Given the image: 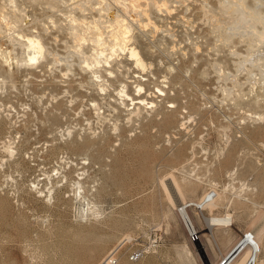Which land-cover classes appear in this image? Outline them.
I'll return each instance as SVG.
<instances>
[{
  "label": "rangeland",
  "instance_id": "1",
  "mask_svg": "<svg viewBox=\"0 0 264 264\" xmlns=\"http://www.w3.org/2000/svg\"><path fill=\"white\" fill-rule=\"evenodd\" d=\"M231 1L0 0V47L19 59L0 56V264H100L112 252L118 264H217L264 217V38L231 27ZM70 11L81 34L86 21L126 17L146 67L119 51L102 91L82 67L97 43L76 51ZM2 16L41 36L37 63ZM138 84L156 106L129 116L120 93L137 97ZM173 174L180 202L221 192L216 206L188 207L197 243L162 186ZM228 212L229 229L209 226Z\"/></svg>",
  "mask_w": 264,
  "mask_h": 264
},
{
  "label": "bare ground",
  "instance_id": "2",
  "mask_svg": "<svg viewBox=\"0 0 264 264\" xmlns=\"http://www.w3.org/2000/svg\"><path fill=\"white\" fill-rule=\"evenodd\" d=\"M129 1L130 0H128V2ZM105 2H106V0H105ZM167 2H169V1H167ZM231 2H232L231 7L234 8L233 12L236 13L235 20H234L233 25L231 27H234L235 29H238L239 31L241 30L243 32H248L246 34H249V37L247 35H245V36H247L246 38H252V36L250 37V33H252V35L256 37L255 39H257L260 42L261 39L264 38V11L261 10V7H259V2L260 3H264L263 0H262V2L260 0L257 4H255L253 6L249 5V3H247L246 0H235V1L232 0ZM130 4L127 3L128 6ZM105 5H106V3H105ZM262 5L264 6V4H262ZM133 6L134 7H132V8L135 9L136 6H142V4L139 5V4H136L134 2ZM142 8H143V6H142ZM104 9L105 8H102V11H104V13H105L104 17L106 18L107 17L106 13L108 14L109 11H107V9L105 11ZM228 9H230V8H228ZM142 11H143V9H142ZM142 11L139 12V14L141 13L140 15H142ZM15 12H17V11H15ZM146 12H148V11H146ZM214 12H215V10H214ZM66 14H68V12H66ZM139 14H138V16H139ZM67 16L71 17L70 20L73 23H75V24L77 23L78 20H80L79 18H77L72 13V11H70V13ZM102 16H100V18H102ZM3 18H6V17H3ZM7 18H8V16H7ZM7 18H6V21H7ZM13 19L8 20L7 21V25L9 27V29L12 30L13 33H15L17 37H19V39L20 38L24 39L23 43L26 46L27 51H28L27 52L28 56L25 55L26 58H24V60L25 61H29V63H32V64L37 63V61L42 56H44V53L46 52V45L42 41L41 36H38L39 35L38 33L37 34L36 33L35 34L34 33L27 34V33H24L25 31H23V32L20 31L21 29L19 27H21V25H19V19H21V17L19 19L18 18L16 19V16H15V17H13ZM20 21H22V20H20ZM127 21L128 20H126V17H123V15L115 14L113 16V19L109 18V17L106 19L105 22L108 23V24H106V26H104V28L106 29L105 30V29H103V26L101 24V23H103V22H101V19H99V18L95 19L94 18L93 20L84 22V25L86 23V29L84 28L85 32H84V30L83 31L81 30L82 32H84L82 34L77 32L78 31L77 30V25L78 24H76V25L72 24L73 25L72 26L73 33L75 34V38H76V41H77V44H76L77 50L75 49L76 51H79L81 53L84 52L83 51V45H84V43L86 44V42H87V39H88L87 36L90 37V39L93 41V43L94 42L97 43V47L95 49H93V51H91V52H93V54H91V55H89V56H87L85 58L84 62L82 63V67H83L84 70H90V72L93 73L92 76H94L95 80L99 82L98 84H99V87H100V89L102 91L105 90V85L107 84V82L105 84L104 80L102 79L103 78V71H106V72H109V73L113 74L112 73L113 70H111V68H110L112 66V58L119 51L120 52L121 51H128L129 55H131V57L133 59H135L136 63L139 66H141L143 68L146 67L147 63L145 62V60L141 56L140 50L136 46H134L133 43H131L132 40H133V37H134L133 34H132L133 28H132V25L130 24V22L128 23ZM222 21H223V19H222ZM80 24L82 25V23H80ZM217 25H219V24H217ZM258 25L262 26V28L259 29L260 27L258 28ZM78 26L80 27V25H78ZM23 29H24V27L22 28V30ZM81 29H83V28H81ZM10 30H8V31H10ZM105 31L109 33V37L111 38L109 42H108L107 38L105 37ZM89 34H91V36H89ZM242 36H243V33H242ZM245 36H243V37H245ZM17 42H18V40H17ZM17 42H16V44H17ZM255 43H256V41H255ZM263 43H264V41L262 40V44H261V42H260V44L264 45ZM18 44H21V42H19ZM251 44H253V43L251 42ZM1 47H0V56H1V58L5 60V63L10 62L15 56L13 57L12 55H10L8 53H5L3 48H1ZM250 47L252 49H254L255 45L254 46H250ZM257 47H258V45H257ZM257 47H256V49L259 48V47L258 48ZM7 51H8V48H7L6 52ZM10 52L13 53V54L15 53V52H12V50ZM253 53H254V51H253ZM14 55H16V53ZM251 56H252V54H251ZM15 58H14V60H15ZM17 58H18V56H17ZM17 60H19V59H17ZM113 60H114V58H113ZM249 71H251V72H249V75L251 73H253L252 70L249 69ZM98 78H100V79H98ZM252 80H253V78H252ZM254 80H255L254 81V83H255L256 82V78ZM109 86H110V84H109ZM124 88H125V86H124ZM136 89H137L136 92H138L137 94L139 95L137 97L133 96L132 93L129 92V90H126V88L123 89L122 91L120 90L121 93H123V94H121V93L120 94L122 95L123 104L125 106H128L127 103H126L127 100H130L132 102V104L134 105V107H132V108L128 107V109L130 110L128 115L129 116L136 115V117L137 116L140 117L141 108H142V106L140 104H147V105L150 104V107H154L156 105H155V102L153 100L152 101H147V99L143 96V94L145 93V91H144L145 87L142 84H138ZM140 89H143V91H139ZM159 91L162 92V93L165 92L164 89H162V88H159ZM237 91H240V89L237 90ZM241 92H244V90L241 91ZM257 100H260V99H257ZM257 103H259V101ZM93 105H94V108L96 110V113L101 115V111H100L101 110V106H100V104L98 102H94ZM92 143L93 142H91L89 140H84L83 143L78 142V145L92 146ZM7 149H9V147H7ZM97 160L99 161V159H97ZM101 161L102 160H100V162ZM169 179H170L169 182L165 181V180H163V182H162V184H163L162 186H163V188H164V190L166 192V195H168L167 197L170 199V202L172 204H174L175 207H177L178 211L181 213V215H182V217H183V219L185 221L186 226H188V228L190 230H196L194 221H193L192 217L190 216V213L188 212V207L191 206V205H195L199 209H206V208L211 207V206H216L219 203L218 202L219 199H221L220 198L221 192L219 193L218 191L215 190V194L212 193V192H207L204 196H202L197 201L196 200H192V201H181L180 202V201H178V199H179L178 196L182 197V195H180V187L181 186H179V181H177L178 179L175 178L174 174L171 175L169 177ZM80 188L82 189L81 186L79 187V189ZM261 214H262V211H261ZM232 216H231V214L229 212L225 213L224 215H214V216H211V217H207V222H208L209 226H215V225L219 226L220 225L221 227L225 226V227L228 228V226L233 225ZM259 216H261V215L259 214ZM259 216H258L257 220H255V223H253V224H255L253 226V229L250 230V231H247V232L245 230V234H247V236L244 235V233H241L242 234L241 238L238 241L235 242V244L232 246V248L220 259V261L217 264H233L236 260H240V259L242 260L241 262L243 264H248V262L253 257L255 259H258V261L261 264H264V258L262 259L260 257L261 256V252L263 253V251H262L263 250V245H262V242H261V238L264 235V217H259ZM224 229H226V228H224ZM229 233H230V231H229ZM225 237H226V235H225ZM252 237H253V239H252V241H251L252 243H251L250 242V238H252ZM126 240L129 241V240H131V238L125 236V238L123 240H121V242L118 244V246H116V249L122 247L123 243H125ZM212 241L214 242L213 245H215V247H216V245H217V244H215L217 242L216 238L214 237V239ZM211 247H213V246L211 245ZM116 249H113V251L114 250L116 251ZM186 251H187V255L189 254V256H190V254H192L191 250L189 248L188 249L186 248Z\"/></svg>",
  "mask_w": 264,
  "mask_h": 264
},
{
  "label": "built area",
  "instance_id": "3",
  "mask_svg": "<svg viewBox=\"0 0 264 264\" xmlns=\"http://www.w3.org/2000/svg\"><path fill=\"white\" fill-rule=\"evenodd\" d=\"M188 228V226H187ZM188 232H189V240L193 243H197L201 240V234L199 231L197 230H190L188 228ZM244 235L247 236V234L244 233ZM253 237L250 238V242L252 241ZM252 243V242H251ZM141 256V254L136 253L132 256L133 260H137L139 259ZM119 262V258L116 254V252H112L110 253L100 264H118ZM248 264H261L258 259H255L254 257L248 262Z\"/></svg>",
  "mask_w": 264,
  "mask_h": 264
},
{
  "label": "snow or ice",
  "instance_id": "4",
  "mask_svg": "<svg viewBox=\"0 0 264 264\" xmlns=\"http://www.w3.org/2000/svg\"><path fill=\"white\" fill-rule=\"evenodd\" d=\"M139 91H143V89H140ZM121 94H123V93H121Z\"/></svg>",
  "mask_w": 264,
  "mask_h": 264
}]
</instances>
